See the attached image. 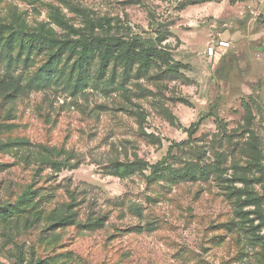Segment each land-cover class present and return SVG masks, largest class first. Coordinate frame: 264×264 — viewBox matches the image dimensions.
Here are the masks:
<instances>
[{
  "label": "rangeland",
  "instance_id": "1",
  "mask_svg": "<svg viewBox=\"0 0 264 264\" xmlns=\"http://www.w3.org/2000/svg\"><path fill=\"white\" fill-rule=\"evenodd\" d=\"M0 264H264V0H0Z\"/></svg>",
  "mask_w": 264,
  "mask_h": 264
},
{
  "label": "trees",
  "instance_id": "2",
  "mask_svg": "<svg viewBox=\"0 0 264 264\" xmlns=\"http://www.w3.org/2000/svg\"><path fill=\"white\" fill-rule=\"evenodd\" d=\"M68 28L70 27L68 26ZM42 37L60 49L71 48L77 51L81 58L96 51L103 58H114L124 63L138 62L144 69L160 62L169 66L167 68L169 71H173L171 54L155 39L136 34H123L109 22H92L80 30L70 28L69 32L63 37L52 34H44ZM2 82L17 86L15 82ZM205 116H202L192 126L198 127ZM159 167L160 163L152 165L153 169ZM129 171L127 166L121 167V164H119L117 167V172L121 176H126Z\"/></svg>",
  "mask_w": 264,
  "mask_h": 264
},
{
  "label": "built area",
  "instance_id": "3",
  "mask_svg": "<svg viewBox=\"0 0 264 264\" xmlns=\"http://www.w3.org/2000/svg\"><path fill=\"white\" fill-rule=\"evenodd\" d=\"M226 45H228L227 42H224L222 40L220 41V46L221 47L226 46ZM209 49H210V55H213V54H215V52H217L216 50H214L213 46H210Z\"/></svg>",
  "mask_w": 264,
  "mask_h": 264
}]
</instances>
